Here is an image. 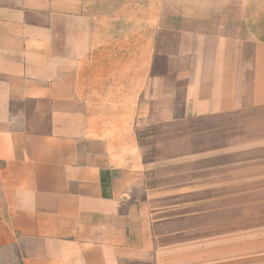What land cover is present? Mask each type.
<instances>
[{"label":"crops","instance_id":"obj_1","mask_svg":"<svg viewBox=\"0 0 264 264\" xmlns=\"http://www.w3.org/2000/svg\"><path fill=\"white\" fill-rule=\"evenodd\" d=\"M87 1L0 0V264H173L137 126L264 105V0Z\"/></svg>","mask_w":264,"mask_h":264},{"label":"rangeland","instance_id":"obj_2","mask_svg":"<svg viewBox=\"0 0 264 264\" xmlns=\"http://www.w3.org/2000/svg\"><path fill=\"white\" fill-rule=\"evenodd\" d=\"M136 139L134 196L150 198L156 244L173 264H264V105L140 124Z\"/></svg>","mask_w":264,"mask_h":264}]
</instances>
